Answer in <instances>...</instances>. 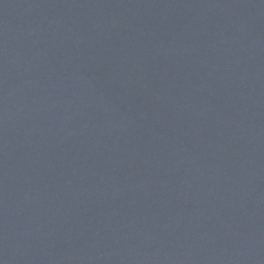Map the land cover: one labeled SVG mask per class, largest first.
Here are the masks:
<instances>
[{"label": "water", "instance_id": "1", "mask_svg": "<svg viewBox=\"0 0 264 264\" xmlns=\"http://www.w3.org/2000/svg\"><path fill=\"white\" fill-rule=\"evenodd\" d=\"M0 264H264V0H0Z\"/></svg>", "mask_w": 264, "mask_h": 264}]
</instances>
